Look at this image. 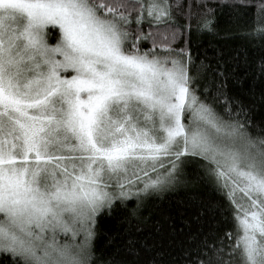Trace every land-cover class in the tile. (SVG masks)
Masks as SVG:
<instances>
[{
	"label": "snow or ice",
	"instance_id": "1",
	"mask_svg": "<svg viewBox=\"0 0 264 264\" xmlns=\"http://www.w3.org/2000/svg\"><path fill=\"white\" fill-rule=\"evenodd\" d=\"M180 8L0 0V254L12 264H92L102 210L183 183L199 160L234 222L203 245L207 264H264V136L242 103L196 94L190 54L172 46L189 30Z\"/></svg>",
	"mask_w": 264,
	"mask_h": 264
},
{
	"label": "trees",
	"instance_id": "2",
	"mask_svg": "<svg viewBox=\"0 0 264 264\" xmlns=\"http://www.w3.org/2000/svg\"><path fill=\"white\" fill-rule=\"evenodd\" d=\"M180 2L176 19L189 30L172 46L190 54L196 94L218 97L221 105L226 99L242 103L249 112L250 133L264 136V35H249L264 29L259 7L264 0ZM188 4L191 16L186 19ZM205 18L212 21L207 28ZM143 27L148 30L146 24ZM144 46L150 47L151 41ZM203 164L187 163L183 183L115 200L99 213L91 239L92 264H207L204 253L209 250L203 245L234 233V222L228 198L207 180ZM0 264L12 260L0 254Z\"/></svg>",
	"mask_w": 264,
	"mask_h": 264
},
{
	"label": "rangeland",
	"instance_id": "3",
	"mask_svg": "<svg viewBox=\"0 0 264 264\" xmlns=\"http://www.w3.org/2000/svg\"><path fill=\"white\" fill-rule=\"evenodd\" d=\"M49 28H52V26H49ZM56 30H57V32H54L53 31V35L51 36V37H49V43H55L56 42V39L58 38L57 37V34H58V28H55ZM148 194V193H147ZM143 195H146V194H142L141 196H143ZM239 193L237 194V196L239 197ZM130 198V197H129ZM118 200V199H117ZM114 202V201H113ZM103 211V210H102ZM81 239L83 238V237H80Z\"/></svg>",
	"mask_w": 264,
	"mask_h": 264
}]
</instances>
